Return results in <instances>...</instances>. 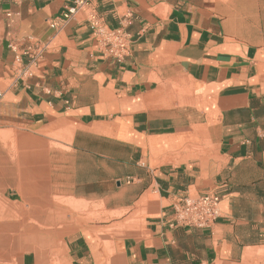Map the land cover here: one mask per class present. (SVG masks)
Here are the masks:
<instances>
[{
    "label": "crops",
    "instance_id": "obj_1",
    "mask_svg": "<svg viewBox=\"0 0 264 264\" xmlns=\"http://www.w3.org/2000/svg\"><path fill=\"white\" fill-rule=\"evenodd\" d=\"M74 2L0 0L2 197L77 216L49 264H264V0H99L122 62ZM205 194L215 223L172 227Z\"/></svg>",
    "mask_w": 264,
    "mask_h": 264
},
{
    "label": "rangeland",
    "instance_id": "obj_2",
    "mask_svg": "<svg viewBox=\"0 0 264 264\" xmlns=\"http://www.w3.org/2000/svg\"><path fill=\"white\" fill-rule=\"evenodd\" d=\"M2 193L0 191V264L58 262L61 235L77 229V216L63 206L61 199L49 201L53 204L58 201L60 206L47 205L45 200L29 199L7 203ZM81 210L82 217L94 219L93 212L86 206ZM50 234L53 235L48 236Z\"/></svg>",
    "mask_w": 264,
    "mask_h": 264
},
{
    "label": "built area",
    "instance_id": "obj_3",
    "mask_svg": "<svg viewBox=\"0 0 264 264\" xmlns=\"http://www.w3.org/2000/svg\"><path fill=\"white\" fill-rule=\"evenodd\" d=\"M99 0H75L74 6L68 8L64 14L66 20L72 18L80 10L88 13L87 21L98 43L99 48L114 60L124 61L131 53L132 38L122 28L110 30L95 8ZM13 48V46H10ZM37 51H28L30 64L36 66L42 58L44 47L37 45ZM2 94L0 93V99ZM220 201L218 195H187L180 204L173 208L172 227L209 228L220 215Z\"/></svg>",
    "mask_w": 264,
    "mask_h": 264
}]
</instances>
